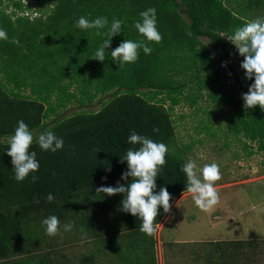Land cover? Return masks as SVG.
<instances>
[{
  "label": "trees",
  "instance_id": "trees-1",
  "mask_svg": "<svg viewBox=\"0 0 264 264\" xmlns=\"http://www.w3.org/2000/svg\"><path fill=\"white\" fill-rule=\"evenodd\" d=\"M150 7L162 40L149 44L150 55L140 49L135 63L119 68L110 52L125 39H143L133 25ZM27 10L40 15L20 14ZM81 16L124 21L105 61L92 59L104 36L75 27ZM259 16L264 0H251L247 9L232 0H0V28L8 37L0 40V264H97L102 247L114 244L125 261L137 248L142 264H157L155 235L147 237L141 220L121 210L122 194L97 189L125 183L121 158L133 147L127 139L135 130L168 148L157 191L166 186L172 205L186 193L181 166L208 137L190 135L188 142L180 136L178 122L187 117L177 116L181 106L202 111L197 133L214 138L224 122L214 127V112L226 114V137L243 142L249 157H264V110L243 107L249 83L236 69L243 57L226 37ZM19 120L34 133L35 183L14 179L6 152ZM45 129L64 139L63 150L39 148L35 138ZM49 215L75 222L74 229L48 236L42 221ZM165 215L161 210L156 227ZM230 242L224 253L247 243ZM75 243L88 244L78 250Z\"/></svg>",
  "mask_w": 264,
  "mask_h": 264
},
{
  "label": "clouds",
  "instance_id": "clouds-1",
  "mask_svg": "<svg viewBox=\"0 0 264 264\" xmlns=\"http://www.w3.org/2000/svg\"><path fill=\"white\" fill-rule=\"evenodd\" d=\"M25 1V0H23ZM21 15H30V18L40 15L38 11H20ZM140 19L134 22V28L143 37L139 41L123 40L118 47L112 50L111 58L119 68L127 64L135 63L139 59L140 49L145 55L153 51L150 43H159L162 34L157 27V10L148 8L140 12ZM124 31V21L114 18L111 23L107 17L98 16L94 19L81 16L75 21V27L82 31L95 30V34L103 35L104 39L95 50L92 59L100 62L106 59V50L110 48L113 38ZM106 30V31H105ZM227 40L233 44L238 54L243 57L241 69L249 80L254 82L249 85L247 93L242 94L243 107L252 109L260 106L264 110V17H258L243 26L235 28L231 34L226 35ZM7 32L0 28V40H6ZM158 132V128H153ZM34 142V133L23 121H18V126L9 141L6 152L11 157L14 179L18 183L31 177L33 183L39 180L36 175L40 168L37 153L30 151ZM35 142L45 152L56 153L63 150L65 141L53 131L45 129ZM127 142L133 147L129 148L121 162L127 163V170L122 173L121 180L116 186H101L97 192L107 196L122 194L121 210L141 220L140 231L151 236L157 231V217L171 211L172 196L166 186H161L157 191V177L162 176L166 166L167 146L162 142H156L152 138L140 135L132 130ZM139 145V147H137ZM108 171H111L109 168ZM181 171L185 174L186 190L192 194V199L197 208L203 212L211 211L219 203V193L216 190V182L222 179L220 167L217 163H207L201 168L197 160L189 159L182 164ZM129 178L131 180L129 181ZM106 179V177L104 178ZM54 196L49 193L47 201L53 202ZM46 234L54 237L62 232H71L75 222L62 224L56 215H49L42 221Z\"/></svg>",
  "mask_w": 264,
  "mask_h": 264
},
{
  "label": "rangeland",
  "instance_id": "rangeland-1",
  "mask_svg": "<svg viewBox=\"0 0 264 264\" xmlns=\"http://www.w3.org/2000/svg\"><path fill=\"white\" fill-rule=\"evenodd\" d=\"M250 1L232 0L240 9H247ZM259 12L261 14V11ZM236 61L238 75H241L249 85L253 83L252 80L245 77V72L240 67L242 59L237 58ZM223 65L225 67L226 63ZM176 113L177 116L187 115L184 120L178 122L180 125L179 134L184 136L185 141L190 142V135L196 138L208 137L202 144H196L193 147L190 159L197 160L201 168L207 163H217L222 179L216 182L219 203L209 212H203L195 206L191 193L186 192L178 197L179 199L185 196L181 198L176 208L173 203L171 211L157 225L154 235L159 251H161V241H164L167 236L171 240L179 237L189 238L194 242L203 241L195 244H180L179 246L180 253L187 255V259H191L193 264H222L230 261L227 254L232 247L230 246L226 253L222 251L223 255H220L213 242L219 241L221 246L227 247V244L231 243L230 241L237 240L247 242L241 248L245 252L243 264H264L263 155L256 154L249 157L243 149V142L238 141L232 134L229 138L226 137L224 125L229 122V117L226 114L218 115L214 112L215 119L212 123L214 127L217 128L218 124L224 120L222 127L217 129L218 137L214 138L209 135L210 133H197L196 126L199 125L202 111L195 114V110L181 106L177 108ZM147 237L151 236L147 235ZM254 240H256L254 245L248 242ZM75 244L77 245L74 248L79 250L85 249L88 243ZM208 245L210 247L206 249L205 247ZM107 251L108 255H106ZM174 251L172 250V253ZM114 253V247H102L100 260L102 264L106 263L109 260L108 257H112ZM173 264L176 262L174 261ZM178 264H182V261Z\"/></svg>",
  "mask_w": 264,
  "mask_h": 264
},
{
  "label": "crops",
  "instance_id": "crops-1",
  "mask_svg": "<svg viewBox=\"0 0 264 264\" xmlns=\"http://www.w3.org/2000/svg\"><path fill=\"white\" fill-rule=\"evenodd\" d=\"M184 197H181V198H184ZM181 198H179V199L177 198L178 200L176 199L177 201L176 200L174 201V207L175 208L178 206V203L181 200ZM164 234L166 235V233H164ZM200 242H203V241L194 242V240H189V238H181V237L171 240L167 236L164 239V241H161V251H159L158 244H156V248H155L156 262H157V264H173L175 261L176 264H178V262L182 261V264H193L191 259L190 260L187 259L188 258L187 255L180 253L181 248L179 246H180V244H189V243L195 244V243H200ZM204 243H202V244H204ZM214 245H216V244H214ZM111 247L115 248V253L112 257H108L109 260H107V258H105L107 261L104 264H131V263L132 264H142V263H144L143 261L140 260V257H137V256L142 255V253H141L142 251L141 250L139 251L137 248H135V250H133V251H130V254L128 255L130 257V260H127L128 261L127 262L122 258V252L117 246H115V244ZM209 247L210 246L208 245L205 248L207 249ZM216 248L218 249L219 254L223 255L222 253H220V250L221 249L224 250L225 246H221V244H220V245H218V247L216 246ZM172 250H175V251L172 253ZM223 250H221V251H223ZM233 250H235V251H233ZM244 254H245V252L243 249H236V248L232 247L231 251L228 253V257L230 258V261L226 262V264H243ZM106 255H108V251L106 252ZM182 256H185V257L183 258ZM192 257H196V256H192ZM100 259H101V257L99 258V261L96 262L97 264H102ZM244 262H245V260H244ZM222 264H225V262Z\"/></svg>",
  "mask_w": 264,
  "mask_h": 264
},
{
  "label": "built area",
  "instance_id": "built-area-1",
  "mask_svg": "<svg viewBox=\"0 0 264 264\" xmlns=\"http://www.w3.org/2000/svg\"><path fill=\"white\" fill-rule=\"evenodd\" d=\"M224 63H226V62H223L222 65H223Z\"/></svg>",
  "mask_w": 264,
  "mask_h": 264
}]
</instances>
